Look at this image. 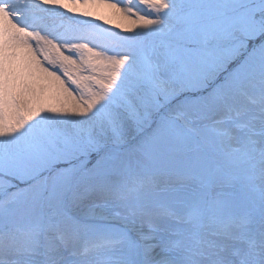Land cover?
I'll return each mask as SVG.
<instances>
[{
	"label": "snow or ice",
	"instance_id": "snow-or-ice-1",
	"mask_svg": "<svg viewBox=\"0 0 264 264\" xmlns=\"http://www.w3.org/2000/svg\"><path fill=\"white\" fill-rule=\"evenodd\" d=\"M0 264H264V0H0Z\"/></svg>",
	"mask_w": 264,
	"mask_h": 264
}]
</instances>
